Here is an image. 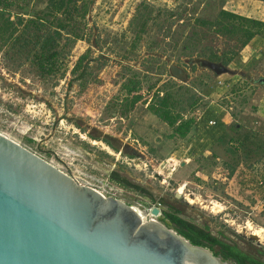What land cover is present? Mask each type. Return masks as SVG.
I'll use <instances>...</instances> for the list:
<instances>
[{
	"label": "rangeland",
	"instance_id": "obj_1",
	"mask_svg": "<svg viewBox=\"0 0 264 264\" xmlns=\"http://www.w3.org/2000/svg\"><path fill=\"white\" fill-rule=\"evenodd\" d=\"M250 1L91 0L87 16L91 38L72 49L66 79L43 80L29 64L19 66L0 54V133L106 197L138 208L145 219L150 214L142 202L160 211L161 216L152 219L175 231L166 219L173 210L245 251L264 252V185L260 184L264 159L256 165L243 161L230 176L226 164L235 163L229 152L234 145L215 144L204 154L191 156L194 133L187 139H171L172 130L148 110L157 88L166 82L198 94L199 108L187 115L196 121L213 109L218 117L230 112L251 118L264 108V41L261 54L244 63L238 58L220 75L203 66L205 58L196 53L185 57L182 51L193 33L198 51L238 48L213 30L196 27L194 21L215 20L221 10L247 16ZM142 6L149 7L148 34L133 49L132 24ZM97 34L107 43L103 42L102 52L93 47L92 56L103 54L109 60L83 89L73 81L71 70ZM149 49L154 59H147Z\"/></svg>",
	"mask_w": 264,
	"mask_h": 264
},
{
	"label": "trees",
	"instance_id": "obj_2",
	"mask_svg": "<svg viewBox=\"0 0 264 264\" xmlns=\"http://www.w3.org/2000/svg\"><path fill=\"white\" fill-rule=\"evenodd\" d=\"M91 0H0V54L5 59L13 60L19 66L29 64L36 69L43 80H64L67 77L66 61L72 49L79 41L88 42L89 4ZM263 1L264 0H258ZM37 5H42L36 10ZM150 14L148 6H142L133 22L136 34L132 44L135 49L143 34H148L147 24ZM196 27L213 30L227 41H234L238 48L220 53L212 48L196 50V34L187 36L182 51L185 57L199 58L228 67L239 51L248 46L256 37L264 39V22L247 18L237 13L221 10L215 20L196 19ZM103 37L97 34L93 45L81 55L71 70L73 81L80 82L86 88L98 73L107 65L105 55L92 56V48L104 49ZM149 49V59L156 57ZM155 51V50H154ZM190 52V53H189ZM189 53V54H188ZM196 67L192 68L194 72ZM201 98L192 88L179 86L176 82H166L157 88L148 110L171 130V139H187L194 133L196 144H192L190 155L204 154L215 144H232L229 152L236 157L235 163L226 164L229 175H234L239 166L254 161L256 165L264 159V128L254 130L243 124H225L221 119H212V111L199 121L187 117L200 106ZM214 122V125H210ZM194 136V137H195ZM192 142V140H190ZM193 143V142H192ZM213 151L212 149H210ZM213 157L214 153H213ZM264 185V181H260ZM176 228V232L195 246L210 249L216 256L233 264H264V252L256 253L243 250L237 243L225 237L213 236L209 227H199L180 216V212L166 214Z\"/></svg>",
	"mask_w": 264,
	"mask_h": 264
},
{
	"label": "water",
	"instance_id": "obj_3",
	"mask_svg": "<svg viewBox=\"0 0 264 264\" xmlns=\"http://www.w3.org/2000/svg\"><path fill=\"white\" fill-rule=\"evenodd\" d=\"M201 63L226 72L222 64ZM141 204L159 216L158 209ZM0 264L231 262L0 133Z\"/></svg>",
	"mask_w": 264,
	"mask_h": 264
},
{
	"label": "crops",
	"instance_id": "obj_4",
	"mask_svg": "<svg viewBox=\"0 0 264 264\" xmlns=\"http://www.w3.org/2000/svg\"><path fill=\"white\" fill-rule=\"evenodd\" d=\"M249 6H250L248 9L249 14L247 16L245 15V17L264 22V2L258 1V0H251ZM242 16H244V14H242ZM263 41H264V39H261L260 37H256L248 46H246L245 48H243L239 51L238 57H236L237 59L235 58V60L231 63V65L234 64L235 61L238 60V58H239V60L242 61V63H244L247 60H249L250 58L261 54V52H258V51L262 49L261 47H263L262 46ZM261 107L262 108L259 109L258 114H252L250 116L253 120H251V118H248V116L250 114H245L244 116H247V117L244 118L243 115H241L242 117L233 116L232 114H230V112H226V114L218 117L217 116L218 114L216 113L217 111H215L214 109L212 111V114L214 115V117L212 119H214L216 121L221 119L227 125H230L233 123H239V124L242 123L243 125L250 127L254 130L262 131L263 129L261 127V121H262V118L264 119V108H263V106H261ZM223 110L224 109L221 108V111H223ZM205 114L206 113H204V115ZM204 115L202 117H204ZM245 120H246V123H245ZM249 120L251 121V123H249ZM256 123H258V124H256Z\"/></svg>",
	"mask_w": 264,
	"mask_h": 264
},
{
	"label": "bare ground",
	"instance_id": "obj_5",
	"mask_svg": "<svg viewBox=\"0 0 264 264\" xmlns=\"http://www.w3.org/2000/svg\"><path fill=\"white\" fill-rule=\"evenodd\" d=\"M99 191V190H98ZM100 192V191H99ZM101 193V192H100ZM102 194V193H101ZM104 195V194H103ZM134 208V207H133ZM139 214H141L142 215V217L145 219V215H144V213L143 212H141L138 208H134ZM146 209V208H145ZM146 211L150 214L148 217H146V219H148L149 217H150V219H152V218H159L160 216H161V214H159V216H153L152 214H151V212H150V210L149 209H146Z\"/></svg>",
	"mask_w": 264,
	"mask_h": 264
},
{
	"label": "built area",
	"instance_id": "obj_6",
	"mask_svg": "<svg viewBox=\"0 0 264 264\" xmlns=\"http://www.w3.org/2000/svg\"><path fill=\"white\" fill-rule=\"evenodd\" d=\"M214 122H210V125H214ZM66 172V171H65ZM79 182H82L81 180H78ZM83 183V182H82ZM105 195V194H104Z\"/></svg>",
	"mask_w": 264,
	"mask_h": 264
},
{
	"label": "flooded vegetation",
	"instance_id": "obj_7",
	"mask_svg": "<svg viewBox=\"0 0 264 264\" xmlns=\"http://www.w3.org/2000/svg\"><path fill=\"white\" fill-rule=\"evenodd\" d=\"M168 220V219H167ZM231 264H233V263H231Z\"/></svg>",
	"mask_w": 264,
	"mask_h": 264
}]
</instances>
